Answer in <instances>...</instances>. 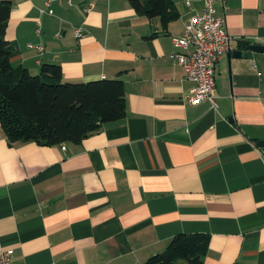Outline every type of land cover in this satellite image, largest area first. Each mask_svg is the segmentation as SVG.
Wrapping results in <instances>:
<instances>
[{
    "label": "crops",
    "instance_id": "crops-1",
    "mask_svg": "<svg viewBox=\"0 0 264 264\" xmlns=\"http://www.w3.org/2000/svg\"><path fill=\"white\" fill-rule=\"evenodd\" d=\"M10 1L14 67L120 80L126 114L65 150L9 143L0 126V252L12 264H158L173 236L206 234L203 264H264V53L230 55L264 46V0L216 3L232 42L215 66V109L188 103L193 83L170 57L200 0L153 18L128 0L55 1L52 15L46 0Z\"/></svg>",
    "mask_w": 264,
    "mask_h": 264
},
{
    "label": "trees",
    "instance_id": "trees-1",
    "mask_svg": "<svg viewBox=\"0 0 264 264\" xmlns=\"http://www.w3.org/2000/svg\"><path fill=\"white\" fill-rule=\"evenodd\" d=\"M128 2L136 13L149 18L165 15L172 5L171 0ZM11 8L10 0H0V126L9 143H79L102 123L125 116L120 80L68 83L63 82L57 64H41L39 73L33 75L22 66L14 67L11 58L16 49L5 39ZM208 244L206 234H177L149 263L176 264L181 260L183 264H203Z\"/></svg>",
    "mask_w": 264,
    "mask_h": 264
},
{
    "label": "built area",
    "instance_id": "built-area-1",
    "mask_svg": "<svg viewBox=\"0 0 264 264\" xmlns=\"http://www.w3.org/2000/svg\"><path fill=\"white\" fill-rule=\"evenodd\" d=\"M55 1L46 0L42 13L52 15L50 8ZM68 3L70 0H66ZM202 8L199 12L192 14L184 25L182 35L172 39L176 51L170 56L184 71L185 78L193 83L190 94L187 97L188 103L198 105L208 102L215 109V66L222 55L231 49L232 38L226 30L224 16L217 14L216 3L223 0H200ZM190 6L189 1H185ZM91 5L84 8L89 12ZM39 33V28L36 29ZM76 39L82 38L84 33L81 28L73 30ZM38 54H42V45L28 44ZM61 149L65 150L62 144ZM0 264H12V251L0 252Z\"/></svg>",
    "mask_w": 264,
    "mask_h": 264
},
{
    "label": "water",
    "instance_id": "water-1",
    "mask_svg": "<svg viewBox=\"0 0 264 264\" xmlns=\"http://www.w3.org/2000/svg\"><path fill=\"white\" fill-rule=\"evenodd\" d=\"M252 53H264V46L257 44L248 45L244 48V51L233 50L230 55L235 60H247L251 59ZM257 146L264 147V141H258Z\"/></svg>",
    "mask_w": 264,
    "mask_h": 264
},
{
    "label": "rangeland",
    "instance_id": "rangeland-1",
    "mask_svg": "<svg viewBox=\"0 0 264 264\" xmlns=\"http://www.w3.org/2000/svg\"><path fill=\"white\" fill-rule=\"evenodd\" d=\"M33 75V73H31Z\"/></svg>",
    "mask_w": 264,
    "mask_h": 264
}]
</instances>
